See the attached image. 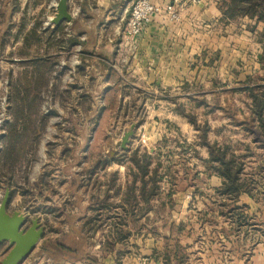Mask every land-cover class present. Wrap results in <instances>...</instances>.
Listing matches in <instances>:
<instances>
[{
  "label": "crops",
  "instance_id": "0c3cea01",
  "mask_svg": "<svg viewBox=\"0 0 264 264\" xmlns=\"http://www.w3.org/2000/svg\"><path fill=\"white\" fill-rule=\"evenodd\" d=\"M132 1L69 0L70 11L79 7L78 15L71 22L47 25V0H0V55L14 57L16 101L39 104L47 90L53 98L54 94L58 98L57 94H63L66 103L77 98L81 103L99 104L96 120L99 125L105 119L111 121L108 134L114 137V143L132 127H135L134 135L144 130L146 135L156 137L158 133L172 132L173 128L182 133L193 130L183 109L188 106L192 109L198 104L201 86L206 84L207 94L219 90L214 82L215 71L223 73L222 85H226L225 74L231 68L224 61L229 52L238 50L247 54L250 50L246 44L250 40L251 52L256 57L262 53L258 34L263 25L258 24L257 32L251 33L247 26L255 22L245 19L240 29H234L232 23L221 20L216 0H180L176 6L179 20H172L164 10L173 0H152L162 7L161 13L138 37L128 38L125 28ZM233 33L239 36L233 37ZM233 41L239 43L234 50ZM208 97L205 100L209 103ZM80 140V145L75 147L66 145L65 138L63 143L48 141L43 147L38 146L36 153L40 159L31 166L32 174L23 183L11 182L10 214L19 211L31 219L39 218L46 232H96L98 235L122 227L132 233L133 239L129 237L124 244L144 251L143 256L128 251L123 264H156L154 253L159 256L158 264H164L166 250H175L177 245L185 249L184 264H264V192L253 193L254 197L241 194L233 201L216 192L222 186L221 178L205 177L207 193L194 196L190 192L183 196V205L192 199V207L189 211L179 210L185 217L175 215L167 205L174 200L180 204L182 197L177 192L168 195V189L181 181L183 167L193 170L198 164L192 160L185 166L177 161L175 173L171 165L161 161L160 171L167 173L169 167L173 173L168 174L169 178L164 177L159 195L150 200L151 207L147 210L141 200L138 179L132 193L138 204L131 212L126 200L134 181L130 174L133 165L129 160L117 164L89 159L88 146L82 147ZM132 140L125 149L128 152ZM120 149L125 152L121 145ZM74 153H79L81 159H73ZM232 204L246 207L244 215L254 223L253 227L233 226ZM130 212L138 218L131 219ZM105 217L109 218L106 223ZM186 217H191V225H186ZM121 218L126 219V225H120ZM172 227L178 235L190 232L192 238L172 239ZM250 231L257 237L249 238ZM76 240L45 237L37 245L38 256H44L46 264L119 262L121 245L117 244L115 251L103 252L104 236L99 242L91 240L88 244L92 261L57 260L51 252L40 249L45 242L68 248L87 243V240ZM145 259L147 263H143Z\"/></svg>",
  "mask_w": 264,
  "mask_h": 264
},
{
  "label": "rangeland",
  "instance_id": "374dc122",
  "mask_svg": "<svg viewBox=\"0 0 264 264\" xmlns=\"http://www.w3.org/2000/svg\"><path fill=\"white\" fill-rule=\"evenodd\" d=\"M2 7L0 5V15L2 12ZM1 17V16H0ZM1 20V18H0ZM245 19H238L232 22L234 29H240L243 24H245ZM249 21V20H247ZM252 25V24H248ZM248 30V29H247ZM251 33L257 32V30L251 31ZM237 34V33H236ZM233 33V37L239 36ZM260 34V33H259ZM258 34V41L260 35ZM248 44L251 41H247ZM237 42H232V49L236 48ZM239 46V43H237ZM246 44V47L249 48V52L246 54L245 51H236L229 52V55L226 56L224 61L225 64L229 65L231 70H229L226 81V87L222 85V72L219 70L215 71L213 74L215 77L216 89H219L214 94L206 93L205 91L208 88L205 86H201L200 89V98L198 104L194 105L191 109L190 106L188 108H184L183 115L187 118L189 124L193 127V130L190 129L185 132L179 133L174 130L172 132H167V134H156L155 136H149L142 132L134 135L132 137L131 146L129 147L130 155L128 154V149L125 152H121L120 145L122 143V139L114 143L113 136L108 134V130L111 127V121L105 119L100 125L99 120H96V110L99 108V104L93 105L89 102L81 103L79 99L75 98L73 100H69V102H64L63 94H57L60 98H54L47 92V90L42 95V100L37 107V111H39V118H34L35 120L31 124V126L25 131H33L34 130L40 133L37 148L39 145H46L48 141H56L60 143L64 142V138L66 140V145L69 144L73 147L76 145H80V138L82 139V147L86 148L88 146L89 151L87 152L89 159H103L106 161H114L117 164L120 162L125 163L129 160L132 153L136 150L139 151V155L144 153H148L151 155L155 161L160 159L164 161L166 166H172V171L177 173L174 165L175 163L181 162L185 166L191 163L192 160L198 164V166H194L193 170L190 168H182L183 176L181 177V181H178L171 189H173L172 193L180 194L182 198H180V204L174 200L173 203H168L167 208L169 211H174V214L185 217V215L181 214V212L189 211L192 207V199L189 201L188 205H183V196L189 194L190 192L196 196H201L202 194L207 193V183L206 176L208 173L206 172V163L205 161L209 158V152L206 147L202 145V137L205 134L207 140L210 144H218L221 147H227L229 153L234 154L239 160H242L245 164L244 178L248 180H253L254 183H251V190L253 193L264 192V137L261 132L254 133L251 131L253 126L250 124L249 118L251 116L250 112V104L251 100L248 96L247 87L249 85H261L264 86V69L259 63V56H255L251 44ZM247 51V49H245ZM14 59V57H13ZM11 57H5L0 55V77L8 79V83L10 86V95H9V113L11 116V122L7 125L5 134L8 133L9 128L17 123V119L15 116L17 105L15 103V94H14V84H15V76L12 75V71L15 69V62ZM216 60H218L216 58ZM221 64V62L218 60ZM259 68H258V67ZM2 74V75H1ZM209 75V74H208ZM203 76H201V79ZM212 85H210L211 87ZM225 88V89H223ZM211 88L209 89V91ZM209 96V103L206 102L205 97ZM94 107V108H93ZM186 110L189 112L186 113ZM31 113H36V110H31ZM193 113V116L192 114ZM31 114L29 116L33 119ZM94 115V118H92ZM45 118L43 122L38 121L40 118ZM191 118L195 119L196 127L191 123ZM22 121H25L22 120ZM19 123V121H18ZM97 124L99 126H97ZM22 125V124H21ZM44 127L40 132V129ZM98 128L96 131L95 129ZM78 129V130H77ZM70 130V132H69ZM79 131H81V136L79 135ZM68 133V134H67ZM37 134V133H36ZM3 135V136H4ZM33 135V133H32ZM67 135V136H66ZM2 136V137H3ZM0 139V150L4 145V140ZM155 142V143H154ZM33 140L29 137H25L19 142L18 147L21 149L22 147L25 149L29 147H35ZM27 148V149H28ZM131 149L133 152H131ZM34 155H29L27 159H29L30 164H26V162H22L18 167L13 169L12 177L10 179L9 169H5L4 173L6 176L3 178V182L0 183V202L3 200L5 196V192L12 186L9 187L7 183H23L25 182V178L30 176L33 172L31 168L32 165H35V161L40 159L39 154L38 158ZM44 154V153H43ZM42 155V154H41ZM129 155V156H128ZM73 159L80 160V154L74 153ZM117 159L120 162H117ZM116 160V161H115ZM130 162V161H129ZM131 163V162H130ZM27 166V167H25ZM22 167H25L24 169ZM33 167V166H32ZM18 169V172L16 171ZM170 170V168L168 169ZM171 171V170H170ZM134 168L131 169V176L133 175ZM172 172V173H173ZM171 173V172H170ZM171 173V174H172ZM197 177H195V176ZM206 177V178H205ZM194 178V179H193ZM263 180H262V179ZM10 179V180H9ZM170 185V184H169ZM163 187V186H161ZM15 190V189H14ZM13 190V193H14ZM170 191V187L168 189ZM189 198H191L189 196ZM175 199V198H174ZM178 200V199H177ZM190 207V208H189ZM179 212V210H182ZM193 210V209H191ZM188 215H193L191 212H188ZM108 217L104 218V223L108 222ZM186 225H191V217L185 218ZM174 225H176L174 223ZM254 223L249 222L248 228L253 227ZM233 226L237 228L238 225L233 223ZM245 228V227H244ZM171 235L174 236L172 239H176V237L184 238L182 240H186L187 238L190 240L192 235L190 232L186 231L182 235H178L176 233V228L172 227ZM235 229L233 228V231ZM251 230V229H250ZM252 236V239L256 238V234L253 231L249 232ZM107 233H96L93 232H74L71 234L65 233H55L48 231L46 232L45 237L47 239H55V240H87V243H81L82 246H78L75 249L80 253V257L86 258L90 256L91 253L90 241L96 240L99 242L102 239V236H105ZM132 234V233H131ZM153 235L155 233H152ZM189 234V235H188ZM201 236H205L204 233L200 232ZM135 236L138 233H134ZM178 235V236H177ZM256 237H255V236ZM244 237V236H243ZM130 239L131 236H130ZM133 240V239H132ZM77 241V240H76ZM80 243V242H79ZM78 243V244H79ZM89 244V245H88ZM8 248L1 247L0 249V263L3 258L8 253ZM120 259L117 264H123V258L128 254V251H133L136 256H143V249H131L129 244L121 246L120 249ZM129 255V254H128ZM21 264H46V259L44 256H38V247L35 251Z\"/></svg>",
  "mask_w": 264,
  "mask_h": 264
},
{
  "label": "trees",
  "instance_id": "16d2710c",
  "mask_svg": "<svg viewBox=\"0 0 264 264\" xmlns=\"http://www.w3.org/2000/svg\"><path fill=\"white\" fill-rule=\"evenodd\" d=\"M220 13L221 20L226 24L232 23L238 19H247L249 21L255 22V25L247 26L248 30L256 31L257 25L262 24L263 29L260 32L259 43L262 46V53L259 56V63L264 69V0H223L217 5ZM248 96L251 100L250 112L251 116L249 118L250 124L254 123L256 126H253L251 129L252 132L257 133L261 132L264 137V86L259 84L249 85L247 87ZM17 97L15 96V103L17 105L15 116L17 123L12 125L9 128L8 133L2 137L4 140V145L0 150V183L3 182V178L6 176L4 173L5 169H9L10 179L12 177L13 169L15 170L22 162L30 164L28 156L34 155L37 151V142L40 136V133L34 130L30 132L27 130L33 121L29 116L39 115L37 111L38 103L30 104H21L16 101ZM37 106V107H36ZM31 110H36V113H31ZM25 121H22L24 120ZM45 118H40L38 121L43 122ZM19 121V123H18ZM191 123L196 127L195 119L191 118ZM22 124V125H21ZM43 126L40 129V132L43 130ZM33 133V135H32ZM37 133V134H36ZM25 137H29L36 148L29 147L19 148V142ZM202 145L208 149L209 158L205 161L206 163V176L211 177L213 175L218 176L223 180L222 186L217 189L219 195L227 196L231 200H236L241 194H247L250 197H254L253 191L251 190V183H254L253 180H248L244 178L245 164L242 160H239L234 154L229 153L227 147H221L218 144H210L207 140L205 130L202 137ZM264 162V159L262 157ZM116 161V160H115ZM129 161L133 165L135 172H133L132 177L134 178L133 185L129 189L127 203L130 206V211L133 212L134 207L138 204L136 198H133V194L136 189V181L139 179L141 182L140 187V196L142 202H145V209L150 208V200L155 199L160 191L161 184L164 181V177L170 173L169 167H167V173H162L160 168L162 166L161 160L155 159L148 153L139 155V151L136 150L132 153ZM117 162H120L117 159ZM154 164V167H152ZM132 168V169H133ZM195 176V175H194ZM198 176V175H197ZM195 176V177H197ZM9 179V180H10ZM262 179V178H261ZM263 180V179H262ZM172 184L171 181H168ZM11 183H7L10 187ZM173 185V184H172ZM172 195V189H170L169 194ZM246 210L245 206H239L232 204L230 209V216L232 223L238 225L239 229L242 226L249 225V219L244 215ZM129 213L131 219H137V215ZM120 225H126V219H120ZM237 229V230H238ZM96 233V232H93ZM131 233L128 230H124L122 227L115 229L114 231H109L105 236L104 245H102L101 250L105 253L115 251L117 244L121 246L124 245ZM41 252L50 253L57 260H69V261H80L88 260L92 261V256H87L86 258L80 257V253L75 248H68L62 244H55L53 242H45L41 246ZM121 249V248H120ZM119 249V255L121 253ZM185 249L177 245L175 250H166L163 258L164 264H184ZM53 253V254H52ZM153 260L156 264L160 262L159 256L156 253L153 254ZM175 260L174 263H172ZM95 262V260H93Z\"/></svg>",
  "mask_w": 264,
  "mask_h": 264
},
{
  "label": "water",
  "instance_id": "95a60500",
  "mask_svg": "<svg viewBox=\"0 0 264 264\" xmlns=\"http://www.w3.org/2000/svg\"><path fill=\"white\" fill-rule=\"evenodd\" d=\"M68 2L69 0L59 1L57 13L52 20L53 24L58 25L64 21H72ZM134 129L135 127H132L122 137L121 148L123 150L127 148L130 139L134 136ZM10 204L11 195L7 189L0 202V249L4 244H7L10 250L0 264H21L45 238L46 231L39 218L31 219L19 211L10 214Z\"/></svg>",
  "mask_w": 264,
  "mask_h": 264
},
{
  "label": "built area",
  "instance_id": "2783aa9c",
  "mask_svg": "<svg viewBox=\"0 0 264 264\" xmlns=\"http://www.w3.org/2000/svg\"><path fill=\"white\" fill-rule=\"evenodd\" d=\"M60 0H47L48 16L46 24L52 23L53 18L57 13V8ZM221 2L223 0H216ZM180 4V0H173L172 5H168L166 13L172 20H179V13L176 6ZM80 9L75 7L70 11L72 19L78 15ZM162 11V7L154 4L152 0H133L132 6L129 12V18L125 28V35L128 38L138 37L149 25L155 16L159 15ZM9 95L10 86L8 79L3 76L0 77V139L5 134L6 127L11 122V116L9 113ZM148 260H144L143 263H147Z\"/></svg>",
  "mask_w": 264,
  "mask_h": 264
},
{
  "label": "flooded vegetation",
  "instance_id": "af4514ba",
  "mask_svg": "<svg viewBox=\"0 0 264 264\" xmlns=\"http://www.w3.org/2000/svg\"><path fill=\"white\" fill-rule=\"evenodd\" d=\"M2 247H6V248H8L10 250V248L8 247L7 244H4ZM9 250H8V252H9Z\"/></svg>",
  "mask_w": 264,
  "mask_h": 264
}]
</instances>
